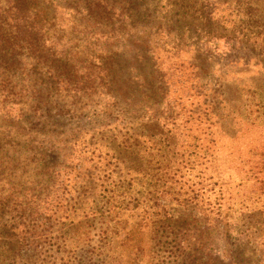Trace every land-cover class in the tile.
Wrapping results in <instances>:
<instances>
[{"label":"rangeland","instance_id":"374dc122","mask_svg":"<svg viewBox=\"0 0 264 264\" xmlns=\"http://www.w3.org/2000/svg\"><path fill=\"white\" fill-rule=\"evenodd\" d=\"M44 15L42 54L23 82L0 85V112H23L37 140L71 148L47 162L79 166L58 215L69 226L86 221L98 167L117 161L132 208L91 262L264 264V0H54ZM163 210L178 221L164 235ZM43 250L22 263L61 257Z\"/></svg>","mask_w":264,"mask_h":264},{"label":"trees","instance_id":"16d2710c","mask_svg":"<svg viewBox=\"0 0 264 264\" xmlns=\"http://www.w3.org/2000/svg\"><path fill=\"white\" fill-rule=\"evenodd\" d=\"M53 2L0 0V85L13 79L23 82L28 77L24 63L33 62L32 59L40 58L42 54L43 46H39L44 43L42 34L46 30L43 27L48 25L43 17ZM91 19L93 17L90 16ZM145 84L140 76L130 82L139 95L145 92ZM30 104L26 112L36 114L41 105L38 102ZM7 106L4 100H0L1 111ZM23 114L12 116L0 112V253L7 257L8 264H20L27 254L40 249H44L43 252H62L61 257L50 254L52 259L44 264H75V259L76 264H93L91 260L98 261L103 256L100 252H107L110 239L118 236L127 224L126 211L132 205L125 201L123 188L130 185L115 174L117 161L98 167L100 189L92 206L84 211L85 214L89 211L86 221L75 224L73 217L70 218V226L68 222H61L58 215L66 211V201L75 198L76 182L71 177H82L77 170L79 166L77 163L73 165L74 161L69 159V162L63 160L58 165H49L50 157L60 150L69 156L71 148L65 150L67 144L62 146L54 140H37L43 132L31 125L34 120L27 122ZM169 140L168 136L161 140L162 149L168 152L170 145L166 142ZM124 143L122 145L128 149ZM154 148L157 147L154 145ZM158 150L152 158L162 157L161 149ZM159 161L162 164L163 161ZM21 187L24 189L19 190ZM82 195L84 193L79 194L77 200ZM155 214L160 217L156 224L157 234L164 235L167 230H174L173 223L177 220H172L164 210ZM76 226H81L82 231L77 233ZM105 257L108 259V255Z\"/></svg>","mask_w":264,"mask_h":264}]
</instances>
